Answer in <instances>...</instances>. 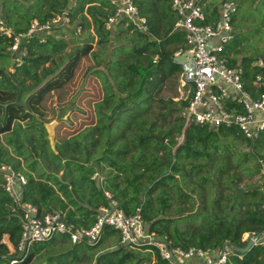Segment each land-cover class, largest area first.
<instances>
[{"label":"trees","instance_id":"1","mask_svg":"<svg viewBox=\"0 0 264 264\" xmlns=\"http://www.w3.org/2000/svg\"><path fill=\"white\" fill-rule=\"evenodd\" d=\"M11 1L14 5H3L0 18L14 33L24 31L32 19L44 21L68 9L71 22L78 15V27L91 28L97 37L98 44L104 46L109 42L110 30L104 27L105 21L113 12L109 0H76L73 6H70L67 0H34L30 7L23 4L24 0H20L21 4L19 0ZM201 1L204 3V23H209L217 16L216 7L205 3V0ZM232 1L236 5V12L232 17L233 23L236 13L245 5V0ZM253 1H257L253 8L261 6L264 10V0H247L246 2L252 4ZM132 2L139 14L145 17L147 31L142 32L130 25L126 26L127 30L136 33V38L130 49L126 48L129 50L123 49L121 53L123 58L118 57L116 60L115 72L126 76L125 80L117 78L110 71L108 65L110 63H107V71L114 81L113 87L103 85L104 98L97 102L98 120L96 123L92 122L94 124L91 126V129L94 128L96 131L91 133V137L96 142L105 130L108 131V140L99 153V157L94 158L93 162L89 161L90 158L84 161L76 159L73 153L76 152L78 144L75 143V147L72 148L69 146V141L80 129L70 137H57V141L52 145L47 138L48 133L41 120L40 110L44 96L67 84L75 69L88 59V54L92 51V41L83 43L75 52L69 53L65 59L64 57L62 59L60 52L65 48V41L61 37L52 34L41 40L38 36L32 35L23 41L26 52L21 56L20 63L13 62V72H8L9 76H3L7 80L8 88H0V134L13 132L15 122L21 129L23 126L19 124L20 121L30 119L32 122L24 127L26 131H30V136L28 132H25V141L20 138L14 141L6 140L9 145H13L11 148L13 154L5 146L0 145V162L10 164L25 176L26 182L21 187L23 201L34 204L40 213L61 210L65 213L66 220L76 226L92 224L96 209L100 205L107 204L108 199L104 191H108L116 200L117 206L126 214L134 212L139 207L145 227L156 235L165 237L173 246L183 248L194 246L210 250H217L224 243L235 248L243 246L245 243L240 241L243 232H259L262 228L264 183L244 190L234 203L232 201L234 193L227 192L225 188L234 192V183L241 181L238 172H242L246 177L259 173L264 164V154L256 152L262 160L261 163L260 159L255 160V156L250 152H243L242 160L244 164L250 165L249 168L245 165L241 167L237 162L232 161L230 156L219 158L215 167L212 160L216 156L215 158L210 156L211 160L207 163L198 159L204 156L209 157L206 146L208 138L233 137L256 147V143L263 141L264 134L253 143L244 139L234 127L214 128L194 123L184 124L182 113L187 100L181 97L173 101L170 96L164 99L157 95L163 87L166 85L169 87L175 82L174 92H176L181 67L179 63L173 61V55L177 50L185 48V32L182 29L173 28L176 15L171 8V0H132ZM42 3L46 4L43 10H41ZM117 23H124V19H120ZM234 40L235 35L233 40L224 47L225 54H231L227 64L241 65L245 70L244 76H249L251 72L247 68L254 58L242 56L237 59L235 54L238 50L232 48ZM10 43L11 38L0 33L2 45L0 51L7 50ZM59 65L61 66L57 68ZM94 71H97L99 75L98 70H93V73ZM0 74L3 73L0 72ZM124 90L129 92L123 94ZM152 101L161 103L162 107H168L165 112L158 113L160 119L165 121L166 117L175 118V122H172L170 126L157 128L158 135L149 134L154 129L153 121L149 123L140 118L139 123L134 122L139 116L142 117L146 112L144 107L149 106ZM113 102H115L114 105H112ZM141 104L145 106L142 107ZM108 109H110L109 113L106 112ZM118 120H124V126L121 129L115 125ZM102 121H104L103 124H101ZM123 131H130L128 135L130 137L127 136L124 139ZM33 132L37 135L34 136ZM175 133L181 135L179 142L175 140ZM150 138L153 142L149 141ZM53 139H56L55 136ZM121 140H125L124 144L118 145ZM113 142H118L116 147L112 146ZM183 149L184 154H180ZM128 150L131 151L130 155L124 158ZM89 152L86 146V153ZM215 153L216 149L212 155H216ZM21 156L24 163L28 158L31 159V163H26L28 170L21 168L18 159ZM70 162H73V165ZM34 166H37L38 170ZM105 168L107 171L104 172L105 176L100 175L101 181L92 177L94 173L99 174V170L103 171ZM202 168L207 169L209 173L212 171L211 178L217 185V194L210 197L207 204L205 201L207 194L203 193L200 198L204 199L197 208L205 209V214L201 221L193 223L192 216L196 213L190 212L191 209H188L186 204L194 205V200L189 192H185L181 186L177 185L175 174L184 170L183 174H186L188 178L191 176L192 169L198 171ZM207 177H210L208 173L202 180L204 181ZM144 182L145 194L150 195L156 190L161 193L157 198L158 206L151 205L152 199L141 202L139 192H135L139 198L135 195L128 198L129 190L132 188L133 191H137L136 185L144 184ZM203 185L204 183L201 182V187ZM177 191L181 194L174 198H179L181 201L180 209L175 212V215L166 216L165 212L171 207L168 199L172 193L176 196ZM132 200L133 205H129ZM11 208V200L1 186L0 179V264H27L34 256L31 247L25 253L11 254L3 241V237L7 235L10 243L15 247L19 240V214L13 212ZM180 211H189L190 214L185 216ZM58 236L67 240L65 235ZM108 238H114L116 243L108 247L106 251L98 253L92 264H170L160 258L156 251L148 250V247L143 254L141 252L144 248L133 249L119 245L117 232L110 228L105 229L96 245H80V247L93 248ZM240 254L241 258L237 255L230 256L227 264H264L263 246L254 245ZM151 255L154 256L153 263L149 261ZM12 259L16 261L10 263Z\"/></svg>","mask_w":264,"mask_h":264},{"label":"built area","instance_id":"2","mask_svg":"<svg viewBox=\"0 0 264 264\" xmlns=\"http://www.w3.org/2000/svg\"><path fill=\"white\" fill-rule=\"evenodd\" d=\"M75 1L67 0L70 6ZM109 2L113 12L104 23L106 29L124 19L125 26L147 31L146 19L139 14L132 0ZM203 5L201 0H171V8L176 15L173 28L185 32V48L173 55L187 53L185 61L180 63L179 73L180 86L187 85L184 98L187 104L182 113L184 124L234 127L244 139L253 142L264 134V58L256 57L249 62V76H244L245 70L241 65H228L231 54H225L224 47L234 38L232 17L236 5L232 0H222L216 7V18L209 23H204ZM70 24L69 10L64 9L44 21L32 19L24 31L16 33L0 18V33L11 38L7 49L13 53L14 62L19 64L26 52L23 45L25 38L36 35L44 40L54 30L69 27ZM92 177L102 180L98 173ZM0 179L11 200V210L19 214L20 235L16 246L9 249L11 254L15 251L25 253L31 244L49 241L57 235H65L73 245L94 246L105 229L110 228L117 232L119 245L144 250L148 247L170 264H227L232 255L241 258V252L227 243L217 250L173 246L165 237L145 227L139 207L126 214L108 191H104L107 204L96 209L92 224L76 226L66 220L61 210L40 213L34 204L23 201L21 187L26 178L10 164L0 162ZM255 234L258 237L253 240ZM248 240L253 241V246L264 247V220L259 232L245 231L241 234V242L246 244ZM15 261L12 259L10 263Z\"/></svg>","mask_w":264,"mask_h":264},{"label":"rangeland","instance_id":"3","mask_svg":"<svg viewBox=\"0 0 264 264\" xmlns=\"http://www.w3.org/2000/svg\"><path fill=\"white\" fill-rule=\"evenodd\" d=\"M221 1L222 0H205V3H209L210 5H214L217 7L220 5ZM246 1L247 0H245V5L241 8V10L236 13V17L233 22L235 40L232 43V48H236L238 50V52L235 54V57L237 59H240L242 56H248L252 58H264V10H262L263 8H261V6H255L253 8L257 1H253L252 4H249ZM33 2L34 0H24L23 4H26L28 7H30ZM21 3L22 1L19 0V4ZM3 5H14V3L11 0H0V11L2 8H4ZM45 7L46 4L42 3L41 10H43ZM78 22L79 17L77 15L75 19L71 22L69 27H61L54 30L53 34L56 37H61L65 41V48L62 52H60V56L62 59L63 57L65 59L66 55L75 52L80 45L90 41H92V51L88 54V59L86 61H83L75 69L72 78L68 81L67 84H65L62 88L58 90H53L44 96L40 105L41 120L47 133L49 131V133L47 134V138L50 139L52 145H54L57 141V137H70L78 129H80V131L69 141V146L73 148L75 147V143H77L78 147L76 149V152L73 153L76 159L84 161L90 158L89 161L93 162L94 158L99 157V153L101 152V150L105 146L104 144H106V141L108 140L107 130H105L104 134H101L99 136L98 142H96V140L91 137V133L96 132L94 128L93 130L91 129V126H93V124L96 123V121L98 120L97 102H99L100 100L102 101L105 95L103 85L107 84L108 86L113 87L112 84L114 83L113 79L107 71V66H110V71L115 74L117 78L125 80L126 76H123L120 72H115L117 68L116 60L118 59V57H120L121 59L123 58V56H121L123 49L129 50L130 47L133 45L134 39L136 38V33L130 31L129 29L127 30V28L123 25H114L109 29V42L103 46L97 43V37L91 28H78ZM137 41L139 42L138 39ZM1 46L2 45L0 44V47ZM53 58L56 60L55 56ZM14 59L15 57L13 53L8 51V49L5 51H0V72L3 73L0 74L1 89L8 88L7 80L4 79L3 76H9L8 72H13L12 67ZM107 63L110 64L107 65ZM61 65H59L57 68H59ZM95 69L99 71V75L97 74V71H94L95 73H93V70ZM174 84L171 83L169 87H167V85L166 87H163L162 90L158 93L157 97L162 96L165 99L170 96L171 100L173 101H176L181 97L185 98V89H187V85H185L186 87H181L178 80L176 92H174ZM114 90L118 93L116 88H114ZM124 91L125 92H122L123 94L129 92L128 90ZM114 103L115 102H113L112 105H114ZM143 106L145 105H142V107ZM167 108V106L162 107L161 103L152 101L149 106L144 107L146 112H144L142 117L139 116V118H136L134 122L139 123L140 118L144 119L146 122L149 123L153 121L154 129H152V132L149 134L158 135L157 128H164L170 126L172 122H175L174 117H166L165 121L160 119L158 113L165 112ZM106 112L109 113L110 109L106 110ZM105 121L107 122L108 120ZM31 122L32 121L30 119L27 121H20L19 124L23 126V128L21 129L18 128L17 122H15L13 132H6L4 134H0V145L5 146L7 150L11 154H13L14 152L11 149L13 148V145H9L6 140L14 141L20 138L22 139V141H25V132H28V136H30V131H26L24 127L29 125ZM103 123L104 121L101 122V124ZM115 125L117 128L121 129L122 126H124V120L116 121ZM122 133V137L125 139L130 134V131H123ZM33 135L36 136L37 134L33 132ZM53 136H55L56 139H53ZM174 137L175 140H178V142L181 140V135L179 133H175ZM232 138L233 137L223 138L221 136H218L217 138H208L206 146L209 157H201L198 159V161L207 163L208 160H211L210 156H214V158L216 156V158L212 160L215 167L219 161V158L230 156L232 161L237 162L241 167L245 165L246 168H249L250 165L247 163L244 164L242 160L243 152H250L255 156V160L260 159V157L256 153L257 151L264 154V139L263 141L256 143V147H253V145H247L240 139ZM149 141L153 142V139L150 138ZM31 142L32 141H30V143ZM123 142H125V140H121V143L119 144L118 142H113L112 146L116 147V144L123 145ZM135 142L137 143V139H135ZM92 144L94 145L91 146ZM86 146H88L90 154L86 153ZM215 149L216 155H212ZM130 152L131 151L128 150V152L124 154V158H128ZM180 154H184V149L181 150ZM18 159L21 168H23L24 170H28L29 167L26 165V163H31V159L28 158L26 160V163H24V159L22 156L18 157ZM260 161L262 163L261 159ZM70 163H72L73 165V162ZM34 168L38 170L37 166H34ZM187 169L188 167L186 163V170ZM105 171H107V168H105L103 171L99 170V175L105 176ZM191 171V176H189L188 178H186V174H183L185 173L184 170H180L179 172L174 174L176 176L175 180L177 182V185L181 186L185 192H189L192 199L194 200V205H190L189 203H187L186 206L188 209H191L190 212L196 213L195 216H192L194 217L193 223H196L199 220L201 221L202 216L204 217L205 214V209L197 208V205L204 199L202 197L201 200L200 197L203 195L204 192H206L207 196L205 197V201H207L208 204L210 197H213L217 194V185L215 183V180H212L211 178L212 171H210L209 173L207 169L204 168L198 169V171L192 169ZM206 173H208V176L210 177H207L203 181L202 178L205 177ZM237 174L241 177V181L237 184H234L242 187L243 191L251 189L253 187L261 186L264 183V164H262L259 173H255L250 177L244 176L242 172H238ZM201 182L204 183L203 187H201ZM145 185V182L144 184H137V191H133L132 188L130 189L129 187L130 190L128 192V198L133 197L134 195L139 198L137 194H135V192H139V199L141 200V202H147L148 200L152 199L151 205L158 206L159 202L157 198H159V194L161 193L156 190L150 195L145 194ZM225 189L227 192H230L232 194L234 193L229 188ZM180 194L181 193L179 191H177L176 196L174 195V193H172L171 197L168 199V201L171 202V207L165 212L166 216L175 215V212H178V210L180 209L181 201L179 200V198L175 199ZM237 199L233 201V203L236 202ZM133 203L134 202L132 200L129 202V205H133ZM190 212L180 211V213L185 216H189ZM115 243L116 241L114 238H108L103 240L99 245L93 248H88L86 246L80 247V245H78L79 247H75L73 244H71L65 239H62L57 235L53 240L33 243L30 247L31 250L34 251V256L27 264H92L94 261V257L99 252H103L106 249H109L108 247L114 245ZM10 249H12V247ZM144 251L145 250H143V252H140L144 254ZM14 253L17 254L19 252L15 251ZM149 261L150 263L154 262L153 255H151Z\"/></svg>","mask_w":264,"mask_h":264},{"label":"water","instance_id":"4","mask_svg":"<svg viewBox=\"0 0 264 264\" xmlns=\"http://www.w3.org/2000/svg\"><path fill=\"white\" fill-rule=\"evenodd\" d=\"M187 55V53L184 51L183 54L179 55V56H174L173 57V61L177 62V63H183L185 61V56ZM161 140H163V138H161ZM234 187V196H233V201H235L238 196L243 192V188L237 185H233ZM258 237L257 234H255L253 236V240H256ZM253 246V241L252 240H248L246 242V244L243 247H236V249L240 252H245L247 250H249L251 247Z\"/></svg>","mask_w":264,"mask_h":264},{"label":"crops","instance_id":"5","mask_svg":"<svg viewBox=\"0 0 264 264\" xmlns=\"http://www.w3.org/2000/svg\"><path fill=\"white\" fill-rule=\"evenodd\" d=\"M216 7V6H215ZM119 22V21H118ZM114 25H123V26H125V24L124 23H121V24H118L117 22L116 23H114L112 26H114ZM111 26V27H112ZM126 27V26H125ZM48 133H49V131H48ZM59 175V174H58ZM3 240H4V242L7 244V246H8V248L10 249L11 247H13L12 246V244L10 243V241H9V239H8V237H7V235H5L4 237H3ZM107 250V249H106ZM105 250V251H106ZM104 252V251H103ZM100 253V252H99Z\"/></svg>","mask_w":264,"mask_h":264}]
</instances>
